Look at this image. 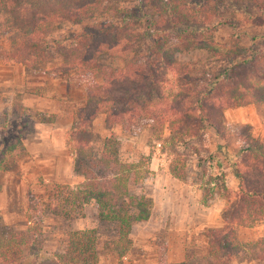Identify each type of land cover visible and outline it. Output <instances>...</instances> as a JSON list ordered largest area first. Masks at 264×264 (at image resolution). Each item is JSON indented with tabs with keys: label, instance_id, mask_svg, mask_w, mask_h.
I'll return each mask as SVG.
<instances>
[{
	"label": "trees",
	"instance_id": "16d2710c",
	"mask_svg": "<svg viewBox=\"0 0 264 264\" xmlns=\"http://www.w3.org/2000/svg\"><path fill=\"white\" fill-rule=\"evenodd\" d=\"M117 1L0 0V36L14 34L12 51L0 52V62L32 66L45 57L49 45L63 47V69L76 72L84 87V106L73 114L79 131L88 132L99 114L109 129L102 145L86 152L75 168L82 181L73 187L54 186L51 211L61 218L81 219L85 206L91 205L99 222L115 225L116 243L121 251L127 250L132 227L147 221L153 203L137 185L144 177L143 158L121 160L112 129L121 122L133 126L138 119L155 118L168 135L160 146L174 153L169 175L184 182L191 156L200 173L196 181L201 203L214 196L224 203L222 228L206 233L208 253L174 264H227L237 256L264 258V239L242 242L237 237V228L264 223V142L251 136L248 125L228 132L221 118L226 109L264 105V39L248 51L228 53L221 68L200 75L194 64L176 56L206 49L207 39L222 27L235 29L238 22L218 15L216 9L236 0H136L138 12H145L144 28H139L134 14H119L108 7ZM247 1L255 10L250 23L264 28V0ZM56 23L79 26L80 31L63 42H49ZM143 41L149 43L146 53L135 64L129 58ZM112 60H123L124 68L113 67L108 62ZM160 70L177 80L175 94L157 95L155 79ZM155 98L160 100L158 106ZM207 131L221 144L204 153L198 142ZM229 179L235 181L234 193ZM28 206L34 210L29 194ZM38 235L27 228L0 237V264H40L42 260L97 264L93 229L66 233L62 252L46 257Z\"/></svg>",
	"mask_w": 264,
	"mask_h": 264
},
{
	"label": "rangeland",
	"instance_id": "374dc122",
	"mask_svg": "<svg viewBox=\"0 0 264 264\" xmlns=\"http://www.w3.org/2000/svg\"><path fill=\"white\" fill-rule=\"evenodd\" d=\"M108 7L119 14L121 12L134 14L139 18V28H144L145 12H138L136 0H119L109 4ZM216 11L220 16L236 20L239 25L235 29L220 28L207 39L208 47L206 49L189 50L185 54L176 56L179 61L194 64V71L200 75L221 68L225 64L224 58L228 53L240 50L248 51L254 43L264 39V28L255 27L250 23V18L255 10L247 0L224 2L217 7ZM117 13L113 14V18L118 16ZM79 31V26L67 23L53 24L50 29L49 42H63L78 34ZM13 37L12 33L0 36V52L12 51L10 41ZM148 44L143 41L137 45L129 60L135 64L140 63ZM64 53L63 47L54 49L49 45L45 57L32 66L12 61L2 64L4 67L14 66L15 70H26L32 76V80L40 78L35 76L37 74L43 75L45 83L43 89H36L37 93L39 90L45 91V85L49 84L48 92L54 99H56L54 97L56 91L51 92L52 84L60 78L69 87L66 100L69 98L74 104L77 102L81 104L83 102V84L79 82L76 72L63 69ZM108 62L118 69L124 68L125 64L123 60ZM10 71L12 70L10 69ZM4 77H6L5 74H3ZM155 80L158 96L164 97L177 92V80L164 70L157 72ZM154 100V104L158 106L160 100L157 98ZM66 106L67 104L63 103L62 107ZM263 106L248 104L224 110L221 114L224 128L228 132H234L239 126L248 125L251 136L258 140L259 138L256 137L259 135L258 125L245 121L248 120L247 110L250 108L252 111L256 110L255 118L257 120H264ZM160 111L161 107L158 108V112ZM54 121L55 115L36 114L14 101L2 109L0 117V237L23 233L27 228L37 231L39 232L38 242L46 257L62 252L66 233L93 229L96 235L97 264H174L208 253L206 233L208 230L222 228L224 203L218 196H214L205 204L201 203L202 193L196 181L200 173L195 168V159L191 156L186 180L184 182L177 180L180 184L178 190L182 192L184 201L182 200L179 207L180 202L178 198L175 199V217L171 220H157V201L156 205L153 203L148 221L137 224L131 229L130 246L125 251H121L120 244L116 243L115 225L99 222L91 205L85 206L84 217L81 219L69 220L53 213L51 206L54 204L52 202L54 186L73 187L81 182L82 177L75 171V168L82 163L86 152H89L90 149L96 151L102 145L109 132L104 117L100 114L92 121L90 129L86 133L79 131L77 121L67 123L65 119L59 118L56 121V126L68 127L61 130L51 126L47 131H49L51 143L55 138L63 145L64 149H60L59 153L52 152V150L48 156H45L52 165L55 162V166H59V170L53 171L52 168L39 170L32 164L22 142L33 135V131L37 129L35 125L53 124ZM112 131L116 137V148L121 160L136 162L143 158L141 164L142 169L145 170L144 177L137 185L142 187L153 200L151 184H154L157 171H151V169L160 166L168 171L169 164L174 157L171 149L160 146L161 141L168 136L165 126L159 120L156 122L155 118L154 120L141 118L133 126L121 122ZM157 143L159 147L156 146ZM198 143L204 148V153L213 151L217 144H221L210 131H207ZM43 174L47 175L44 176L46 182ZM184 186L190 187V192L194 191L193 194L184 195V192H188ZM228 186L234 193L235 181L228 180ZM28 194L32 198L34 210L28 206ZM179 199L181 200V198ZM167 206L169 207V205ZM237 237L242 242L263 240L264 223L257 222L247 229L237 228ZM40 264H48V262L42 260ZM227 264H264V258L237 256Z\"/></svg>",
	"mask_w": 264,
	"mask_h": 264
},
{
	"label": "crops",
	"instance_id": "0c3cea01",
	"mask_svg": "<svg viewBox=\"0 0 264 264\" xmlns=\"http://www.w3.org/2000/svg\"><path fill=\"white\" fill-rule=\"evenodd\" d=\"M10 69L12 71H10ZM3 74H5L6 77L3 78ZM35 76L40 78H38L37 80H32L31 79L32 76L26 70L24 69L15 70L14 66L4 67L3 64L0 62V117L2 114L3 107H5L8 103L10 104L11 101L19 103L28 111L35 112L36 114H40L43 116H47L49 114L55 115V121L53 124L40 123L35 125V128L37 129L33 131L32 136L28 137L22 142V145L24 146L25 152L31 158L32 164L35 165L37 169L49 170L52 168L51 170L57 171L59 170V166H55L56 165L55 162L52 165L46 159L45 156H48L49 152L52 150H53L52 152L59 153L60 149H64V148L63 145L60 142H58L55 138L54 141H52L53 143H51V137L49 131L47 130L51 126L55 127V129H61V130L68 127V126L65 127L56 126L57 125L56 121L59 118L65 119L67 123L76 121L73 118V114L77 110H73V109L79 110L84 106L85 103L84 87L82 90L83 102L81 104L80 102L74 104L73 102L70 101L69 98L66 100V96L69 94V87L66 85L64 81L60 80V78L56 83L52 84L51 92H53L54 90L56 91V94L54 96L56 99H54L50 96L51 94L49 95L48 92L49 84L45 85V91L39 90L37 93L36 89H43L42 87L44 86L45 80L43 75L37 74ZM58 99H63V100L59 101ZM63 103L67 104V106L62 107ZM67 107H69V109L71 110L67 109ZM255 111H256L255 109H253L252 111L251 108L247 110L249 116H248V120L245 122L248 123L250 122L252 124L254 123L258 125L259 135H256V137L259 138L258 140L264 142V122H263L264 120L261 119L257 120L255 118V116H257ZM159 167L151 169V171H157L154 178V184L153 183L151 184L152 186L151 192L153 196L152 203L156 205V201H157V207H158L157 220L158 219H160L161 221L169 220V219L171 220V218L175 217V212H176L175 199L178 198V201L180 202L179 204L180 207L182 204V200L184 201V197L182 195V192L178 190L180 184L177 182V180L172 178L165 168L162 167L159 168ZM42 176L45 179L44 181L46 182L47 180L44 176L47 175L43 174ZM52 179H54L53 176ZM184 187L188 191V192H184V195L193 194L194 191L190 192V187L188 186L187 187L184 186ZM179 198H181V200ZM167 205H169V207ZM181 215L183 214L181 213Z\"/></svg>",
	"mask_w": 264,
	"mask_h": 264
},
{
	"label": "built area",
	"instance_id": "2783aa9c",
	"mask_svg": "<svg viewBox=\"0 0 264 264\" xmlns=\"http://www.w3.org/2000/svg\"><path fill=\"white\" fill-rule=\"evenodd\" d=\"M156 146L159 147V144L157 143Z\"/></svg>",
	"mask_w": 264,
	"mask_h": 264
}]
</instances>
